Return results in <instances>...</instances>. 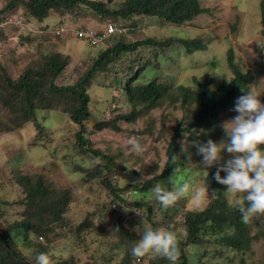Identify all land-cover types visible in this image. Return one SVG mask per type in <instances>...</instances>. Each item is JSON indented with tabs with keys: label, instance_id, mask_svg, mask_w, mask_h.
Listing matches in <instances>:
<instances>
[{
	"label": "rangeland",
	"instance_id": "1",
	"mask_svg": "<svg viewBox=\"0 0 264 264\" xmlns=\"http://www.w3.org/2000/svg\"><path fill=\"white\" fill-rule=\"evenodd\" d=\"M7 1L0 0V10L6 6ZM200 1L204 7L209 8V12L200 13L184 24L166 23L159 17L149 15L129 17L125 22L130 27L135 24L136 28L127 33L125 40L131 42L149 36L164 39L173 35L183 38L200 37L207 44L206 50L190 52L180 44L172 47L141 46L134 53H122L117 61L111 63V67L98 72L86 90L90 96L87 136L93 138L95 147L115 158V165L106 171L105 177L110 178L112 175L114 183L120 184L118 186L124 187L129 183L142 184L147 176H150L145 170L158 167V163L162 161L163 148L175 127L188 124L196 113L198 104L186 105L174 98L172 92H179L178 85L195 86V77L204 79L208 73L213 80L212 86L218 87L223 79L211 72L233 76L227 61L229 48L234 51L237 67L243 72L250 71L246 87L251 86L261 92V100L264 97V46L260 44L264 43V34L260 21V0ZM110 7L116 9L117 5L111 3ZM6 10L3 16L20 14L23 16V22L25 19L22 25L5 24L7 26L0 32V62L13 78L19 77L27 68H39L49 55L60 52L68 55L70 62L57 79V83L74 84L100 52L119 41L118 37H115L99 45H92L82 37L72 36L70 33H52L58 24L65 22H68L69 26L82 23L86 28H103L108 19L102 21L89 9L84 14L77 10L58 13L50 9L43 23L28 19L31 17L22 3ZM26 17L30 21H27ZM137 71L138 77L132 80L133 84L147 83L153 78L166 80L170 77L175 87L170 86V90L156 106L138 103L137 119L129 123L119 120L118 123L122 126L120 132L110 129L95 130L93 125L96 122L131 111L133 105L128 99L125 86ZM40 79L41 88L47 90L49 74ZM5 85L1 78L0 91ZM13 92L10 96L12 107L6 106L0 100L1 229L13 230L12 234L16 235L21 230L18 222L31 221L42 233L33 229L25 230L30 240L44 244L48 242L46 245L50 250L61 257L71 258L73 255L77 264H129L130 258L124 250L113 245L112 227L99 231L95 228H77L85 219L94 224L99 223L96 219L104 209L102 203L108 201L109 193L101 179L90 174L95 166L101 163L100 159L91 154H81L79 148L76 149L73 132L78 130L79 126L70 119V113H66L72 105L69 106V101L60 96L61 102L56 104L61 105L66 112L45 107L41 92H37L36 101L40 103L36 111L37 120L45 126L41 132L33 122L24 123L20 120L23 117V106L26 104L25 93L23 90ZM241 94L240 91L228 107L220 110L218 120L209 119L201 129L184 133L181 142L185 140L186 134L188 141L199 143L209 139H222L224 131L221 123L236 114L232 108ZM130 140H138L143 145V150L134 152ZM188 153H191L190 160L186 153L183 156L180 152L182 166L176 172L177 183L187 182L192 189L188 196L177 200L178 203L184 204L180 211L165 208L163 210L151 193L152 187L143 193L131 194L130 189L120 190L129 202H146L143 207L126 205L141 211L152 226L155 222L161 227L171 226L183 238L186 235L185 226L182 224L184 212L201 210L214 198L207 183L209 170L199 166L201 157L197 154L194 143L188 145ZM230 155L224 153V159ZM155 173L156 169L152 171V175ZM25 176L32 179L27 180ZM38 176L49 184L52 193L44 200H34L38 194L31 196ZM159 184L162 187L172 186L168 179ZM25 186L29 190L28 193ZM197 187L206 190L205 195L199 199L194 196ZM65 193L69 194L66 205ZM183 200H186V203ZM227 202L229 203L228 198ZM150 207L153 212L151 214ZM123 214L127 225L134 230L141 216L132 209L125 211L124 208ZM251 221L252 235L258 234L260 230L264 231V215L253 217ZM134 232L138 240L139 234L135 230ZM15 238L19 245L24 241L23 236ZM214 243L205 240L203 243L186 247L190 263L243 264L240 253L220 247L215 241ZM216 246L220 254L214 252ZM153 256L149 254L147 258L139 260L138 264H145L148 258ZM34 258L32 254L26 260L32 262ZM244 258L246 264H264V232L254 238L252 251L246 253Z\"/></svg>",
	"mask_w": 264,
	"mask_h": 264
},
{
	"label": "trees",
	"instance_id": "2",
	"mask_svg": "<svg viewBox=\"0 0 264 264\" xmlns=\"http://www.w3.org/2000/svg\"><path fill=\"white\" fill-rule=\"evenodd\" d=\"M20 3L27 7V12L31 17L28 19H36L42 23L48 16L50 9L58 13L64 10H77L82 14L89 9V11L93 12V15H96L102 21L108 19L104 23V26L110 22L115 24L122 23L127 26L128 32L136 28L135 24H132V27H130L125 22L127 21L126 19L133 16L149 15L159 17L163 22L179 25L191 21L200 13L209 12V8L204 7L200 0H120L119 2L116 0H8L6 6L0 10V18L4 15L3 13L6 9H11ZM111 3L116 4L117 8L112 9L110 7ZM259 9L262 33L264 34V0H260ZM28 19L26 17V20L30 21ZM60 24L69 26L68 22ZM73 26L76 28L87 27L82 23L73 24ZM93 29L101 31L103 28ZM69 30H71V28H69ZM0 32L2 33V30ZM125 36V34H113L105 40L106 42L115 37L119 39L118 42L100 52L74 84L59 85L57 83V79L61 76L65 67L70 62V57L60 52L49 55L43 65L37 69H25L17 78H13L7 68L0 62V79L2 78L6 83L2 91H0V100L6 106H10V96L14 93L13 90H23L26 99L23 100L26 104L23 106V117L20 120L24 123L33 122L36 128L41 132L45 126L37 120L38 116L36 111L40 107V103L36 101V93L41 92V100H43L42 103H44L45 107L53 108L57 111L66 112L61 105L56 104V102H61L60 96H63L65 101H69V106H72L70 107V111L66 113H70V119L77 124V127L79 126V129L73 132V140L76 142V145H74L77 146L76 149L79 148L81 154H91L97 159H100L101 163H98L90 174L92 177L100 178L105 189L109 193L108 201L102 203L104 209L99 216H97L96 220H99V223L94 224L91 220L85 219L78 224L77 228L78 230H82L83 228L94 230L95 228L96 231H99L112 227L114 229L112 235L114 237L113 245L124 250L127 257L130 258L129 264H138L139 260L147 258L149 254L142 257H135L131 254L130 248L137 241L136 233L127 225L122 204L143 207L146 205V202H129V200H126L127 198L120 193V190L128 191V189H130L131 194L135 192L143 193L148 191L155 184L165 179L169 180V177L174 175V170L182 166L180 152L185 156V152L181 151V138L183 134L201 129L206 125L209 119L214 118L218 120L220 110L228 107L233 102L236 95L241 91L242 86H247V79L250 76V71L243 72L237 67L234 60V51L229 48L227 61L233 73V81L230 84L223 80L218 87H213V80L207 73L204 79L195 77V86L185 84L178 85L177 88L179 92H172L174 98L186 105L190 103L198 104L196 113L188 124H179L175 127L172 135L166 142L165 148H163L162 161L158 163V167H154L156 169L155 174L152 175V171L155 169L149 167L145 170V173L150 174V176H147L148 178H146L142 184L129 183L124 187L118 186L120 184L114 183L112 175L110 178L105 177L106 171L111 170L115 165V158L112 154L104 152L99 147H95L93 138L87 136L90 96L86 90L92 84L93 78L98 72L111 67V63L117 61L122 53H134L141 46L157 45L160 47H172L173 45L180 44L190 50V52L207 49V44L204 42L203 38L200 37L183 38L173 35L164 39H157L149 36L145 39L128 42L125 40ZM138 71L125 86L128 99L133 105L131 111L96 122L93 125L95 130L102 131L110 129L120 132L122 126L118 123L119 120L129 123L137 119L138 103L156 106L158 101L170 90V86L175 87L170 77L166 80L153 78L147 83L133 84L132 80L138 77ZM46 74H49V88L47 90L53 93L40 86V78ZM9 88L10 92H8ZM11 89L13 90L11 91ZM46 92L49 94H46ZM55 93H57V96ZM49 97H51V99H47ZM262 101H264V97ZM53 105L54 107H52ZM32 120H35V122ZM140 161L141 160H139V162ZM215 171L216 168L213 166L209 169L207 174L208 187L214 197L212 202L201 210H187L183 214L182 224L185 226L186 235L184 238L179 236V256L176 264H191L186 247L195 243H203L205 240L213 243L215 241L218 245H221L220 247L237 251L241 254L242 263L246 264L244 255L252 251L254 238L264 232L260 230L256 235L251 234V219L247 223L243 222L239 211L229 205L225 193L226 186L217 183L213 179ZM221 174L223 175V173ZM25 177L27 180L32 179L30 176ZM42 180L43 178L38 176L36 184L33 187L31 196L38 194L34 197V200H44L46 196L52 194L49 184H46ZM25 191L26 193L29 192L26 186ZM130 192L127 193L130 194ZM68 199L69 194L65 193V205L68 203ZM183 201L186 203V200ZM183 208L184 204L176 201L172 206L165 208V210L171 209L172 211H180ZM151 213L153 212L150 207L149 214ZM17 225L21 230L17 232L16 235L12 234L13 230H8L7 228L2 230L0 226V264H34V260H32V262H27L28 260L26 259L28 256L34 254L35 257V255L40 252H48L50 250L48 245H46L48 242H46V244L32 242L28 233H26V231L32 229L42 233V231L36 227L35 223L25 221L18 222ZM153 227H161V225L155 222ZM45 231L46 230H44V232ZM15 236H23L22 239H24V241L19 245ZM214 252L220 254L217 246ZM73 257L74 256L71 255V258H64L55 253L52 260L53 264H77ZM145 264H169V262L163 258L153 256L150 259L148 258Z\"/></svg>",
	"mask_w": 264,
	"mask_h": 264
},
{
	"label": "clouds",
	"instance_id": "3",
	"mask_svg": "<svg viewBox=\"0 0 264 264\" xmlns=\"http://www.w3.org/2000/svg\"><path fill=\"white\" fill-rule=\"evenodd\" d=\"M14 15L19 14L10 16ZM10 16H3L0 19ZM24 22L7 25H22ZM107 25L101 31L106 30ZM5 26L1 27L0 31L4 30ZM67 27L69 26L67 25ZM71 28L79 29L78 27ZM260 44L264 46V43ZM211 73H215L226 83L230 84L233 81V78L228 74ZM241 92L242 94L236 98L232 108L236 114L221 123L224 131L222 139L219 141L209 139L199 143L188 141L186 134L185 140L181 142V151L185 152L190 160L191 153H188V145L190 143L196 145V152L201 157L199 166L206 171L215 166L216 171L213 174V179L226 186L225 193L230 206L238 210L242 221L247 223L253 217L264 215V101L260 98L262 93L254 87L242 86ZM129 143L134 152L139 153L143 150V145L138 140H130ZM224 153L231 155L224 159ZM176 172L175 169L174 175L169 177L171 188L162 187L157 183L151 189L154 199L161 208L172 206L177 200L188 196L192 191L187 182L177 183ZM205 192L206 190L197 187L194 190V196L197 199L202 198ZM122 207L125 211L132 209L141 216L140 222L134 226V230L139 234V239L130 248L131 254L135 257L152 254L167 260L169 264H176L179 256V233L177 230L171 226L153 227L141 211L126 204H122ZM54 255L52 250L40 252L35 255L34 264H53L52 257Z\"/></svg>",
	"mask_w": 264,
	"mask_h": 264
},
{
	"label": "built area",
	"instance_id": "4",
	"mask_svg": "<svg viewBox=\"0 0 264 264\" xmlns=\"http://www.w3.org/2000/svg\"><path fill=\"white\" fill-rule=\"evenodd\" d=\"M23 22V16L22 15H14L10 16L8 18H3L0 19V28L5 26L7 23H22ZM71 27H67L64 24L58 25L55 29H53V32L55 34H62L66 31L69 30ZM75 35L77 37H82L87 43H90L92 45H99L101 44L104 40H106L109 36L113 34H126L127 33V26L125 24L119 23H109L107 25L106 30L104 31H98L93 28H79V29H74L71 28Z\"/></svg>",
	"mask_w": 264,
	"mask_h": 264
},
{
	"label": "crops",
	"instance_id": "5",
	"mask_svg": "<svg viewBox=\"0 0 264 264\" xmlns=\"http://www.w3.org/2000/svg\"><path fill=\"white\" fill-rule=\"evenodd\" d=\"M73 27H74V26H73ZM43 31H44V30H43ZM69 33H70L72 36H73V35L76 36L75 33H74L73 31H70V30H68V32H66L65 34H69ZM82 39H83V38H82ZM83 40H84V39H83ZM84 41H85V40H84ZM85 42H86V41H85Z\"/></svg>",
	"mask_w": 264,
	"mask_h": 264
},
{
	"label": "water",
	"instance_id": "6",
	"mask_svg": "<svg viewBox=\"0 0 264 264\" xmlns=\"http://www.w3.org/2000/svg\"><path fill=\"white\" fill-rule=\"evenodd\" d=\"M28 264H31V263H28Z\"/></svg>",
	"mask_w": 264,
	"mask_h": 264
}]
</instances>
